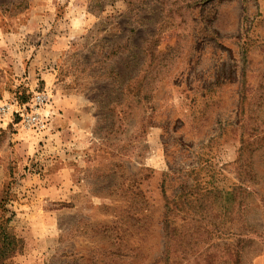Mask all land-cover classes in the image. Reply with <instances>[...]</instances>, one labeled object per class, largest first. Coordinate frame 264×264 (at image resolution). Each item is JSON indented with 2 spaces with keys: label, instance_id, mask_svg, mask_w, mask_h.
<instances>
[{
  "label": "rangeland",
  "instance_id": "1",
  "mask_svg": "<svg viewBox=\"0 0 264 264\" xmlns=\"http://www.w3.org/2000/svg\"><path fill=\"white\" fill-rule=\"evenodd\" d=\"M3 106L9 264H264L259 0H0Z\"/></svg>",
  "mask_w": 264,
  "mask_h": 264
},
{
  "label": "trees",
  "instance_id": "2",
  "mask_svg": "<svg viewBox=\"0 0 264 264\" xmlns=\"http://www.w3.org/2000/svg\"><path fill=\"white\" fill-rule=\"evenodd\" d=\"M206 1V0H205ZM116 53V52H115ZM144 99H147L145 97H143ZM216 191H205V193L203 194V197L205 196H210V194H214V198L217 199L219 196L215 195ZM218 195H220L221 197H225V205H224V213L228 216H230V222L231 221V217H233V212H234V204L236 203V194H237V189L234 188L232 191H222L221 192H217ZM241 202V201H239ZM239 202L238 204V209L239 208ZM0 264H9L11 259L16 255V254H20L23 249H24V242L21 238L17 237L14 232L12 227L10 226V219L9 218H5L4 213L6 212L5 209H2V206H0ZM166 238L168 241V238H172L169 234V231H166ZM251 241V239L247 238V239H242V242H244V245L249 243ZM190 245V243H189ZM197 247V243H193L192 246L190 247V250H194L195 247ZM206 249L204 252H200L198 254H195L194 252H192L191 254H183L181 253L179 255V257H182V260L186 261V264L188 263H194V264H198L201 260L205 261V260H209L213 257H206L207 255L205 254V252L207 253ZM229 250V247H227L225 249V251L227 252ZM176 252V251H175ZM228 254L231 255L230 251H228ZM190 255V256H189ZM189 256V257H188ZM169 258V257H167Z\"/></svg>",
  "mask_w": 264,
  "mask_h": 264
},
{
  "label": "built area",
  "instance_id": "3",
  "mask_svg": "<svg viewBox=\"0 0 264 264\" xmlns=\"http://www.w3.org/2000/svg\"><path fill=\"white\" fill-rule=\"evenodd\" d=\"M47 98L44 95H37L34 97L32 101H34V110L32 109L30 113L28 114H20V119L22 121V124H24L26 127H35L40 123L39 120V109L40 107L45 103ZM39 107V108H38ZM21 111V110H19ZM17 112V111H16ZM18 113V112H17ZM9 114H11L10 106L6 107L3 106L0 108V115L2 117H7Z\"/></svg>",
  "mask_w": 264,
  "mask_h": 264
},
{
  "label": "crops",
  "instance_id": "4",
  "mask_svg": "<svg viewBox=\"0 0 264 264\" xmlns=\"http://www.w3.org/2000/svg\"><path fill=\"white\" fill-rule=\"evenodd\" d=\"M260 2H261V4L263 3V6H264V0H259ZM51 50H52V48H51ZM44 75V74H43ZM48 78H50V74L49 75H47L46 77H45V79L47 80ZM49 80V79H48ZM67 107H70L69 105L67 106Z\"/></svg>",
  "mask_w": 264,
  "mask_h": 264
}]
</instances>
